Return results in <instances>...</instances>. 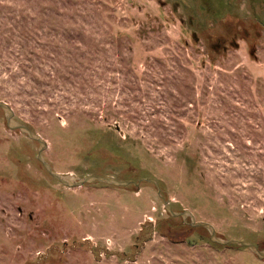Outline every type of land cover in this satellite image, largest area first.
Listing matches in <instances>:
<instances>
[{"label":"rangeland","instance_id":"1","mask_svg":"<svg viewBox=\"0 0 264 264\" xmlns=\"http://www.w3.org/2000/svg\"><path fill=\"white\" fill-rule=\"evenodd\" d=\"M252 1L0 0V100L53 169L135 182L64 185L0 107V264H264L165 208L264 248Z\"/></svg>","mask_w":264,"mask_h":264},{"label":"water","instance_id":"2","mask_svg":"<svg viewBox=\"0 0 264 264\" xmlns=\"http://www.w3.org/2000/svg\"><path fill=\"white\" fill-rule=\"evenodd\" d=\"M0 107L4 109L6 114L7 125L11 129H19L21 132L25 133L28 137L37 140L39 142L38 149V158L43 163L46 170L57 180L68 187H78L82 186L85 183L93 182V181H102L109 184L114 185H128L131 183H135L132 180L119 179L113 175H94V174H86V175H73L70 173H61L51 167V165L47 162L44 157L43 151L47 147L46 141L42 138V136L31 129L26 123H23L14 117V110L12 106L4 100H0ZM148 181L154 182V184L160 190V185L157 179L149 177L146 178ZM139 184V182H136ZM165 208L166 210L175 217H182L184 222L188 223L194 227H204L209 231V238L212 242L218 243L221 245H239L243 247H248L252 252H254L260 259H264V249L260 248L257 244L241 239L234 238H225L218 234L215 226L208 221H197L193 212L189 209L184 210H175L168 200H165Z\"/></svg>","mask_w":264,"mask_h":264},{"label":"flooded vegetation","instance_id":"3","mask_svg":"<svg viewBox=\"0 0 264 264\" xmlns=\"http://www.w3.org/2000/svg\"><path fill=\"white\" fill-rule=\"evenodd\" d=\"M247 1V0H246ZM252 4H253V9L254 8H256V6L258 5V6H262V5H264V0H253L252 1ZM263 18H258V20L262 23V24H264V20H262ZM224 43H225V46L223 45V48L225 49L226 48V45H227V42H229L226 38H224L223 40H222ZM221 41V43L219 42L218 44H219V46L220 45H222V42Z\"/></svg>","mask_w":264,"mask_h":264},{"label":"trees","instance_id":"4","mask_svg":"<svg viewBox=\"0 0 264 264\" xmlns=\"http://www.w3.org/2000/svg\"><path fill=\"white\" fill-rule=\"evenodd\" d=\"M206 229V228H205ZM233 245H235V244H233ZM258 245V244H257ZM218 246H222V245H220V244H218ZM259 246V245H258ZM243 247V246H242ZM260 247V246H259ZM246 248H248V247H246ZM261 248V247H260ZM264 249V248H263Z\"/></svg>","mask_w":264,"mask_h":264}]
</instances>
